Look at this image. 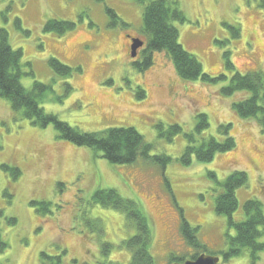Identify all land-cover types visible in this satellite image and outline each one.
<instances>
[{
	"label": "rangeland",
	"instance_id": "rangeland-1",
	"mask_svg": "<svg viewBox=\"0 0 264 264\" xmlns=\"http://www.w3.org/2000/svg\"><path fill=\"white\" fill-rule=\"evenodd\" d=\"M151 1L0 0V29L14 50H22V87H49L40 101L44 113L82 133L133 128L150 145L151 158H169L164 169L152 159L111 164L99 152L58 140L52 125L32 126L0 99V236L6 245L0 264H56L57 257L59 264H129L131 252L122 242L134 236L135 228L124 213L92 202L100 190H116L141 208L150 221L149 252L156 264L194 254L180 234L183 219L197 229L202 252L221 257L226 236L233 237L235 229L215 212L221 192L216 182L233 171L246 173L247 184L235 192L238 208L232 221L244 220L246 201L260 200L264 210V114L238 116L232 105L250 93L222 92L234 73H264L263 1L175 0L185 18L171 23L178 43L213 78L192 83L176 77L165 53H153L145 71L137 67L140 58L127 57L128 36L145 41L141 15ZM106 9L120 20L116 27ZM50 20L74 27L62 35L43 31ZM51 58L73 69L71 77L56 75L47 62ZM66 85L72 88L68 93ZM197 114L206 115L209 123L201 135L217 141L223 140L218 128L231 125L235 147L211 162L193 158L185 166L180 161L185 135L193 134L195 143L202 137L194 128ZM174 125L182 131L170 137ZM3 165L19 168V178L9 179ZM33 201L49 205L32 207ZM11 218L14 225L6 222ZM258 241L264 244V231ZM41 253L53 259L41 260ZM257 256L254 264H264V250ZM218 264L252 260L244 251Z\"/></svg>",
	"mask_w": 264,
	"mask_h": 264
},
{
	"label": "trees",
	"instance_id": "trees-1",
	"mask_svg": "<svg viewBox=\"0 0 264 264\" xmlns=\"http://www.w3.org/2000/svg\"><path fill=\"white\" fill-rule=\"evenodd\" d=\"M143 3L146 0H136ZM264 3V0H262ZM109 15L112 27L118 24V17L110 9H106ZM142 16V32L144 37V46L138 58L140 63L137 67L140 70H147L153 64V53H165L172 63V67L176 73V77L184 82L192 83L197 80L206 82L213 81L203 73L202 65L193 56L183 49L178 43V31L171 25L172 22H185L184 15L179 9L178 3L175 0H155L146 4V8ZM19 20H16L18 25ZM123 26H126L122 24ZM74 27L73 23L66 21L50 20L44 24L43 31L56 32L63 34ZM129 57V55H127ZM49 67L52 71L63 78L71 77L73 69L63 65L56 59H49ZM229 68L232 67L229 62L226 63ZM22 50H14L10 43L8 33L4 29H0V99H5L9 102L11 111L14 114L25 118L32 126L46 128L53 126L56 132V138L61 141H66L68 144L89 148L99 152L102 158L114 165H135L138 160H150L159 163L164 169L169 158L166 156L150 157V145L143 141V137L133 128H114L107 129L97 133H82L76 128L70 127L62 122L57 116L44 113L40 107V101L49 90V87L43 84L34 83L31 90H26L20 83L22 72ZM67 92L72 88L66 85ZM246 91L250 93V97L232 105L238 116L240 117H256L257 114H264V73H249L244 76L234 73L228 87L222 89L223 94L232 95L237 92ZM139 98H144V92L140 91ZM195 132L198 135L205 133L209 127L206 115H196ZM231 125L220 126L218 131L222 133V141H217L216 138L210 136H202L195 143L193 134L189 133L187 146L181 156L183 165L191 164L195 158L197 162L208 163L219 153L230 152L235 147L234 139L229 136ZM161 128V126L159 127ZM170 137L181 133L182 129L177 125L169 127ZM204 135V134H203ZM5 172L9 173V179L15 181L21 175L19 168L1 166ZM213 179L215 175L209 174ZM220 187L221 192L216 197L214 209L219 215H224L228 218V226L235 229L233 237H227V249L221 252L223 261L239 257L244 251L249 252L252 264L263 250L264 244L258 240L264 231V210L260 200L253 199L246 201L243 205L244 220L238 223L232 221V215L238 208L235 192L237 189L246 186L247 175L242 171H233L221 183L216 182ZM11 197V195H7ZM10 202V201H9ZM92 202L100 207L114 209L124 213L127 222L135 228L133 237L122 242V245L131 252V260L129 264H156L151 257L149 248L152 241V231L150 221L143 213L141 208L131 200H127L118 195L116 190H100L97 191L92 198ZM45 202H30V206L48 207ZM44 211L46 209H43ZM10 225L16 223L15 219H7ZM197 229L183 219L180 224V234L186 244L194 251L193 255L184 258L171 257L169 264L182 263L187 260H194L199 255L204 254V247L199 243ZM6 248L0 236V251ZM41 260H51L46 254L41 253ZM213 256V255H212ZM218 257V256H217ZM58 260L60 257L55 258Z\"/></svg>",
	"mask_w": 264,
	"mask_h": 264
},
{
	"label": "water",
	"instance_id": "water-1",
	"mask_svg": "<svg viewBox=\"0 0 264 264\" xmlns=\"http://www.w3.org/2000/svg\"><path fill=\"white\" fill-rule=\"evenodd\" d=\"M130 46L129 48V58L135 59L137 57V51L144 46L143 41L138 38H130ZM220 262V258L217 256H212L202 254L196 257L194 260H187L182 263H175V264H218Z\"/></svg>",
	"mask_w": 264,
	"mask_h": 264
},
{
	"label": "flooded vegetation",
	"instance_id": "flooded-vegetation-1",
	"mask_svg": "<svg viewBox=\"0 0 264 264\" xmlns=\"http://www.w3.org/2000/svg\"><path fill=\"white\" fill-rule=\"evenodd\" d=\"M131 38H134V37H131ZM130 40H129V43H128V45H127V53H128V55H129V46H130ZM142 49H139L138 51H137V58H138V55L140 54V51H141ZM72 264H75V263H72Z\"/></svg>",
	"mask_w": 264,
	"mask_h": 264
},
{
	"label": "bare ground",
	"instance_id": "bare-ground-1",
	"mask_svg": "<svg viewBox=\"0 0 264 264\" xmlns=\"http://www.w3.org/2000/svg\"><path fill=\"white\" fill-rule=\"evenodd\" d=\"M80 36H83V35L82 34L81 35L79 34L78 36L75 37V39H78Z\"/></svg>",
	"mask_w": 264,
	"mask_h": 264
}]
</instances>
